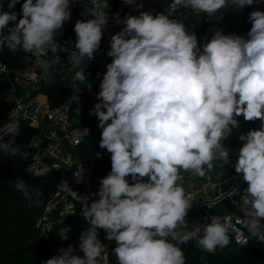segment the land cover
Returning <instances> with one entry per match:
<instances>
[{"label":"clouds","instance_id":"1","mask_svg":"<svg viewBox=\"0 0 264 264\" xmlns=\"http://www.w3.org/2000/svg\"><path fill=\"white\" fill-rule=\"evenodd\" d=\"M20 2L8 0L5 11L0 0V51L7 47L13 53L30 54L49 75L52 65L41 57L64 51L56 32L70 20L73 0H23L18 14L12 9ZM123 2L132 5L136 0ZM253 3L173 0L171 7L212 17L222 8L243 9ZM106 8L109 5L97 6L93 18L75 23V50L68 56L73 67L94 59L109 20ZM249 20L247 38L217 30L202 50L195 33L169 15L142 11L122 21L125 27L111 37L107 55L112 61L97 94L100 102L90 112L102 129L100 148L110 155L111 171L100 180L99 198L90 204L88 195H79L65 179L59 181V192L83 205L88 225L79 237L83 257L69 244L44 264H101L106 255L101 229L107 240L116 242L118 264H186L179 245L189 241L212 254L227 247L230 233L241 232L227 217L212 215L210 222L188 229L193 199L186 194L182 173L203 178L217 162L223 168L230 163L223 141L239 129L241 116L262 123L238 137L243 143L235 172L248 186L242 194L238 188L229 193L240 195L239 203L233 201L243 212L237 223L264 244V11L251 12ZM84 67L73 77L83 85ZM73 87L79 93L80 87L75 83ZM6 134L18 135L19 122L10 123ZM0 151L28 158L10 141L0 143ZM37 163L31 165L35 177L58 168ZM14 187L30 205L42 202L43 193L33 192L25 180H16ZM69 231L68 226L59 228L60 238L67 240Z\"/></svg>","mask_w":264,"mask_h":264},{"label":"built area","instance_id":"2","mask_svg":"<svg viewBox=\"0 0 264 264\" xmlns=\"http://www.w3.org/2000/svg\"><path fill=\"white\" fill-rule=\"evenodd\" d=\"M137 4H142V8H137ZM109 5L107 0H73L70 6L71 17L66 21L62 28L77 19H91L92 10L97 6ZM109 20L101 40L99 50L94 54V59L81 63L79 67H73L68 61V56L75 50L74 41L69 39H57L60 47L64 50L53 54L51 51L45 57H41L48 61L52 67L49 75H45L37 59L30 54L25 64L20 68H13L4 63L0 54V77L5 76L7 79V91L5 98L10 103V109L7 118L0 124V136L4 139H12L7 133V126L10 123L19 122L30 127L34 133L23 144V148L29 154L27 170L31 171V165L37 163L58 165L54 171H61L68 175V183L74 191L79 195H88L90 197L89 204L99 197L96 193L99 190L100 180L103 175L94 167L96 161L101 159V153H97L90 159L87 165H84L77 152V147L83 141L87 134V129H81L72 116L73 103L85 102L88 98L95 97V89L91 82V74L95 68L104 66V62H100L101 54L106 46L110 45L111 37L122 30L125 25L123 20L129 15L138 16L140 12L147 11L155 15L163 13L169 15L170 18L176 19L186 26V20L190 18L195 25L198 43L202 47L207 43V34L203 30L205 14L196 15L191 10L180 7L173 9L171 3L157 11H151L147 4V0H136L135 4L127 5L123 0H117V4L113 10L108 8ZM118 14V16H117ZM187 28V26H186ZM251 26H248L249 31ZM85 66V67H84ZM84 67L87 77L86 84L79 81L77 87H80L79 93L75 90L70 97L61 102L59 105L52 106L47 95L41 92L40 88L43 84H50L58 81L73 80L76 71ZM75 95L79 99H73ZM261 121L258 120L250 129H259ZM249 129V130H250ZM224 146L229 150L230 163L224 168L229 171L226 177L214 176L209 173L206 177L189 176L188 173H182L184 176V187L186 194L193 199L192 208L188 212L186 222L188 229L192 230L195 224H204L210 222L212 215L227 217L229 222L241 229L238 234L231 232V243L237 246H243L250 240L249 233L246 229L237 223L238 219L243 218V212L237 207L240 202V195H230L232 188H238L240 193L247 188V183L243 181L242 174L235 172V162L238 158L239 148L242 141L236 142L231 140V136L223 141ZM104 162L102 167H105ZM221 162H217L216 169H222ZM111 171V170H110ZM109 171V172H110ZM131 183V178L129 177ZM147 179V178H145ZM236 201L237 203H234ZM218 203H223L222 210L214 213L212 210ZM83 205L74 200L66 193L59 192L56 189L50 194L45 201L41 213L34 220V228L40 234H51L57 231L58 226L67 218L81 212ZM106 233L101 235V242L106 245V255L102 256L101 264H118L116 254L113 249L117 246L114 240L109 241ZM195 242V241H192ZM264 264V263H261Z\"/></svg>","mask_w":264,"mask_h":264},{"label":"trees","instance_id":"3","mask_svg":"<svg viewBox=\"0 0 264 264\" xmlns=\"http://www.w3.org/2000/svg\"><path fill=\"white\" fill-rule=\"evenodd\" d=\"M107 1L109 9L113 10L117 0ZM2 2L4 10L8 11V0H2ZM22 3L23 0L12 11L19 14ZM256 10L264 11V0H254L252 5L245 6L243 9L235 6L222 8L212 17L205 14L203 30L207 34V42L217 30L222 31L225 35H239L247 38V28L251 26L249 16L251 12ZM80 20L83 19H77L58 30L56 38L67 41L72 39L75 42L74 26ZM9 26L14 25L10 23ZM186 26L189 31L196 33L195 25L190 18L186 20ZM109 51L110 45L106 46L101 54V57L106 58L105 66L99 69L95 68L91 74L95 97L88 98L85 102L73 103L74 107L80 108L76 123L87 128V134L77 147L78 156L86 165L93 155L98 152L101 153V159L96 165V169L101 174L104 171L102 167L104 162L107 161V169H111L110 155L106 149L100 148L102 129L98 127V119L94 115H90V112L94 109L95 104L100 102L97 99V94L101 90L100 84L104 73L107 71L106 66L112 61V58L107 55ZM0 54L2 61L13 68L23 67L27 58L23 51L13 53L7 47L0 51ZM74 83L76 86L78 85V82L72 80L43 84L40 90L47 95L50 104L56 106L70 97L75 90ZM6 91L7 79L3 75L0 77V124L6 120L10 109V103L5 98ZM238 120L240 124H245L248 129L258 121H245L242 116ZM33 133L34 131L30 127L23 123L20 124L19 134L15 135L16 142L11 143L12 146L19 148L22 152L25 151L23 144ZM3 142L9 141L3 138L0 143ZM28 159L29 154L28 158L24 159L20 155H10L0 151V264H44L54 255H59V250L61 248L66 249L69 244L74 246L76 255L83 257V253L78 248L79 237L88 225L81 212L65 219L58 226L56 233L40 234L34 228V220L41 213L45 201L52 192L58 189L61 179L68 181V175L61 171L52 170L44 177H35L31 171L27 170ZM18 179L25 180L33 192L39 190L43 193L40 197L42 202L39 206L30 205L29 201L14 187ZM63 225L70 228L67 240H63L59 236V228ZM103 233L102 229L99 230V238ZM179 247L184 252L186 264H255L262 260L264 251V244L258 243L251 237L249 242L243 246L230 243L223 249L218 248L214 254L205 252L196 242L192 241L179 245Z\"/></svg>","mask_w":264,"mask_h":264},{"label":"rangeland","instance_id":"4","mask_svg":"<svg viewBox=\"0 0 264 264\" xmlns=\"http://www.w3.org/2000/svg\"><path fill=\"white\" fill-rule=\"evenodd\" d=\"M101 58V60H100V62H102V64H103V62H104V66H105V61H106V58L105 57H100ZM103 66V67H104ZM100 68H102V66L100 67ZM99 69V68H98ZM6 95V94H5ZM79 112H80V108H78L77 106H73V112H72V115H73V118H74V120H78V117H77V115L79 114ZM79 127H81V129H87L86 127H84L83 125H79ZM249 129L246 127V125L245 124H240V127H239V129H234L233 130V132H232V134H231V140H233V141H236V142H239L240 140L238 139V137L241 135V134H246L247 133V131H248ZM6 140H8V139H6ZM8 141H10L11 143H15L16 142V140H15V135H14V137L12 138V139H9ZM94 156V155H93ZM92 158V157H91ZM81 160V159H80ZM81 162H82V160H81ZM90 162V161H89ZM88 162V163H89ZM107 162V161H106ZM87 163V164H88ZM108 163V162H107ZM86 164V165H87ZM103 174H108L109 173V171L111 170V169H107V165H106V167H103ZM56 233V232H55ZM261 263H264V251H263V258H262V260L261 261H259L258 263H255V264H261ZM236 264H239V263H236Z\"/></svg>","mask_w":264,"mask_h":264},{"label":"water","instance_id":"5","mask_svg":"<svg viewBox=\"0 0 264 264\" xmlns=\"http://www.w3.org/2000/svg\"><path fill=\"white\" fill-rule=\"evenodd\" d=\"M173 0H147V4L150 7L151 11H157L172 3ZM99 163L97 160L94 167Z\"/></svg>","mask_w":264,"mask_h":264},{"label":"crops","instance_id":"6","mask_svg":"<svg viewBox=\"0 0 264 264\" xmlns=\"http://www.w3.org/2000/svg\"><path fill=\"white\" fill-rule=\"evenodd\" d=\"M228 171L229 170L227 168L215 169L214 171L211 172V174H213L214 176L218 175L220 177H226ZM221 173H222V176H221ZM223 206H224L223 203H218L214 206V209L212 211L214 213H219L222 210Z\"/></svg>","mask_w":264,"mask_h":264}]
</instances>
